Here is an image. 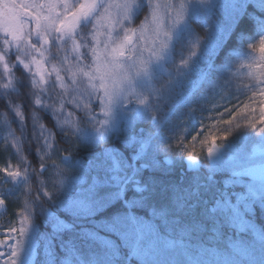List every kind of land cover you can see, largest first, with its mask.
Returning a JSON list of instances; mask_svg holds the SVG:
<instances>
[{
	"label": "snow or ice",
	"instance_id": "obj_1",
	"mask_svg": "<svg viewBox=\"0 0 264 264\" xmlns=\"http://www.w3.org/2000/svg\"><path fill=\"white\" fill-rule=\"evenodd\" d=\"M0 100V264H264V0H0Z\"/></svg>",
	"mask_w": 264,
	"mask_h": 264
},
{
	"label": "trees",
	"instance_id": "obj_2",
	"mask_svg": "<svg viewBox=\"0 0 264 264\" xmlns=\"http://www.w3.org/2000/svg\"><path fill=\"white\" fill-rule=\"evenodd\" d=\"M133 26H135V24ZM17 75H20L19 71H17ZM14 97H15V100L19 101L20 103H24L26 100V98L23 96H14ZM3 104H4V102L2 100H0V109L3 108ZM238 119H239V117H238ZM12 127L15 128L16 125L14 124ZM17 135H19L18 130H17ZM62 147H63V145H62ZM12 152H13V149L10 147H6V143H0V167L6 166L9 163L12 165H16L18 163L17 158L12 154ZM25 155L27 156V158L30 162L35 164L34 158L31 155H29L27 152V145L25 146ZM9 199L10 200L8 201V210H9V213L12 215V218H13L14 212L18 213L22 209L23 200L17 199L15 197H10ZM10 225H16V223L15 224H13V222L8 223L7 228Z\"/></svg>",
	"mask_w": 264,
	"mask_h": 264
},
{
	"label": "flooded vegetation",
	"instance_id": "obj_3",
	"mask_svg": "<svg viewBox=\"0 0 264 264\" xmlns=\"http://www.w3.org/2000/svg\"><path fill=\"white\" fill-rule=\"evenodd\" d=\"M2 175L3 174L0 173V177H2ZM3 209H0V230L4 232V230L7 229V224L12 222V215L10 213H4Z\"/></svg>",
	"mask_w": 264,
	"mask_h": 264
},
{
	"label": "rangeland",
	"instance_id": "obj_4",
	"mask_svg": "<svg viewBox=\"0 0 264 264\" xmlns=\"http://www.w3.org/2000/svg\"><path fill=\"white\" fill-rule=\"evenodd\" d=\"M12 98L15 100V97H14V96H13ZM17 162H18V160H17ZM11 187H12L11 184H0V191H4V190H6V189H8V188H11ZM0 218H1V217H0ZM17 220H18V217L15 218V219H13L12 222L17 224ZM17 226H18V225H17ZM2 232H3V231L0 230V233H2ZM0 238H2V237H0Z\"/></svg>",
	"mask_w": 264,
	"mask_h": 264
}]
</instances>
